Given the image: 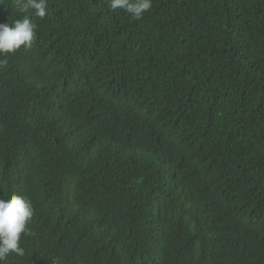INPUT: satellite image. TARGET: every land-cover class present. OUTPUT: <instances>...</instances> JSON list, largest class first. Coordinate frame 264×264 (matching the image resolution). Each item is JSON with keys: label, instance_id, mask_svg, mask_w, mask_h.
Instances as JSON below:
<instances>
[{"label": "trees", "instance_id": "trees-1", "mask_svg": "<svg viewBox=\"0 0 264 264\" xmlns=\"http://www.w3.org/2000/svg\"><path fill=\"white\" fill-rule=\"evenodd\" d=\"M0 69L3 264H264V0H47Z\"/></svg>", "mask_w": 264, "mask_h": 264}, {"label": "clouds", "instance_id": "clouds-1", "mask_svg": "<svg viewBox=\"0 0 264 264\" xmlns=\"http://www.w3.org/2000/svg\"><path fill=\"white\" fill-rule=\"evenodd\" d=\"M2 2V0H0ZM20 12L33 10L34 17L45 19L48 15L47 0H16ZM112 11L123 10L133 20H140L153 6V0H108ZM36 27L29 16L17 19L14 24L0 23V69L7 67V57L21 49H31L36 40ZM34 215L32 202L25 196L11 195L0 199V264L10 254L24 255L21 247L23 236L31 235L28 224ZM53 264H57L53 261Z\"/></svg>", "mask_w": 264, "mask_h": 264}]
</instances>
